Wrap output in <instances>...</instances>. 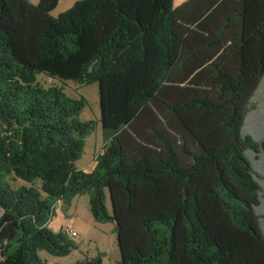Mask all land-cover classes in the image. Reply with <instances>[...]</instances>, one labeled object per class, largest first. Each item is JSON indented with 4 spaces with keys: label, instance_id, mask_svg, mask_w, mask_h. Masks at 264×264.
I'll return each mask as SVG.
<instances>
[{
    "label": "trees",
    "instance_id": "1",
    "mask_svg": "<svg viewBox=\"0 0 264 264\" xmlns=\"http://www.w3.org/2000/svg\"><path fill=\"white\" fill-rule=\"evenodd\" d=\"M60 1H40L29 61L0 0V264L76 250L48 226L83 194L115 224L118 264H264V0H81L50 18ZM40 75L99 85L92 172L87 99Z\"/></svg>",
    "mask_w": 264,
    "mask_h": 264
},
{
    "label": "rangeland",
    "instance_id": "2",
    "mask_svg": "<svg viewBox=\"0 0 264 264\" xmlns=\"http://www.w3.org/2000/svg\"><path fill=\"white\" fill-rule=\"evenodd\" d=\"M6 14L10 17L5 19V27L9 28V32L14 44L23 59L31 61L30 57L37 52V34L43 27L47 19L42 17L43 12L38 10L41 0H26L28 3H19L15 0H5ZM81 0H63L58 7L49 15L50 18L57 19L60 14L71 9L77 2ZM174 7L178 8L185 0H174ZM41 22L43 25L41 26ZM9 25V27H8ZM34 37L33 44L28 41V37ZM39 81L48 86L50 84H58L65 89V93L73 98L79 99L84 97L88 101V106L83 110L80 120L83 122L93 121L96 123V129L85 139V149L82 157L77 162V167L87 173L94 170L97 156L103 151L105 140L101 125V109L99 85H80L75 82H55L45 75L39 76ZM264 89V88H263ZM263 93V90L260 91ZM254 120V116L249 118L244 129L247 133L248 124ZM252 136L257 137L258 128L252 126ZM264 178V176H262ZM263 183V182H262ZM108 206L109 203H108ZM3 211L0 210V218ZM67 227V228H66ZM73 228L78 236L72 238L77 244V249L72 251L70 255L65 257L52 256L46 251H40L39 256L46 264H77L86 257L97 258L102 257L103 264H118L121 261L120 249L118 246L116 226L113 223L98 224L90 211V196L83 194L71 199L69 203L58 205L56 216L49 224L48 229L53 233L66 231ZM66 228V229H65ZM0 251V262L2 261Z\"/></svg>",
    "mask_w": 264,
    "mask_h": 264
},
{
    "label": "built area",
    "instance_id": "3",
    "mask_svg": "<svg viewBox=\"0 0 264 264\" xmlns=\"http://www.w3.org/2000/svg\"><path fill=\"white\" fill-rule=\"evenodd\" d=\"M67 230L69 232L70 237L75 238L78 236L77 232L74 231L72 228H68Z\"/></svg>",
    "mask_w": 264,
    "mask_h": 264
},
{
    "label": "crops",
    "instance_id": "4",
    "mask_svg": "<svg viewBox=\"0 0 264 264\" xmlns=\"http://www.w3.org/2000/svg\"><path fill=\"white\" fill-rule=\"evenodd\" d=\"M187 1H188V0H185V1L183 2V4H184L185 2H187ZM61 2H63V0H61L60 3H61ZM60 3H59V4H60ZM183 4H182V5H183ZM180 6H181V5H180ZM49 17H51V16L49 15ZM263 98H264V97H263ZM260 99H262V97H260ZM60 205H62V203H60ZM66 228H67V227H66ZM66 228H65V229H66ZM70 228H71V227H70ZM72 229H73V228H72ZM73 230H74V229H73ZM74 231H75V230H74Z\"/></svg>",
    "mask_w": 264,
    "mask_h": 264
},
{
    "label": "water",
    "instance_id": "5",
    "mask_svg": "<svg viewBox=\"0 0 264 264\" xmlns=\"http://www.w3.org/2000/svg\"><path fill=\"white\" fill-rule=\"evenodd\" d=\"M117 228L120 229V227L117 225Z\"/></svg>",
    "mask_w": 264,
    "mask_h": 264
}]
</instances>
